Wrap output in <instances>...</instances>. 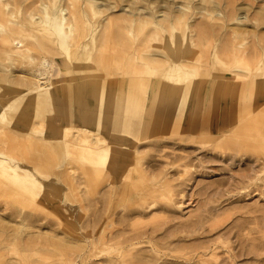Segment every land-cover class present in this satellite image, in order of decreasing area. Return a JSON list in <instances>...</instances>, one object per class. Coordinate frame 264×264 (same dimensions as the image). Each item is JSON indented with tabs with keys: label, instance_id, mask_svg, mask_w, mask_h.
<instances>
[{
	"label": "rangeland",
	"instance_id": "rangeland-1",
	"mask_svg": "<svg viewBox=\"0 0 264 264\" xmlns=\"http://www.w3.org/2000/svg\"><path fill=\"white\" fill-rule=\"evenodd\" d=\"M2 23L34 38L0 39V264H264V0H0ZM150 80L182 117L139 115ZM86 90L146 128L73 125Z\"/></svg>",
	"mask_w": 264,
	"mask_h": 264
},
{
	"label": "crops",
	"instance_id": "crops-1",
	"mask_svg": "<svg viewBox=\"0 0 264 264\" xmlns=\"http://www.w3.org/2000/svg\"><path fill=\"white\" fill-rule=\"evenodd\" d=\"M150 87V91H149V87ZM163 85V84H162ZM162 85H160V87H163ZM146 102L147 100L149 101V98L151 97L152 103L150 104V106L147 108L146 107V112L150 113L149 115L147 113H139L140 116L147 115L150 118L153 116H157V115H165L172 117L171 115H176L177 116H183L184 113H186V107H187V101L186 98H184V96L182 95L179 98H175V97H169L166 93H161L159 94V92L157 93L158 95L155 96V90L158 91L159 86H155L154 82L152 80L149 81V84L146 83ZM168 87H171L170 85H168ZM173 87V86H172ZM130 91V90H129ZM88 90L85 91L86 95L83 98L82 102L83 105H80L78 108L75 109H71L68 108L67 111H65L66 109L64 108V111L62 112L63 115H69L71 116V121L73 120V125H77L79 127H83L85 126L84 123H90L91 125H86V127H90L92 125H94L93 123H96L97 127L100 129L106 128L107 132L109 134H113L116 136H126L125 132L123 130H125L126 126H129V129L131 131V134L136 135L139 132H142L144 128V124L146 122L145 119L134 122L136 120L135 117H133V115L131 113H129V108H128V113L131 114V116L126 114V105L125 104H120L118 105V111L116 114L111 113V115L109 114L110 110L105 111V109H102V103L97 104L96 103V97ZM127 92V91H126ZM172 94H174L172 92ZM122 96L119 94V97ZM128 97H125V103L127 102ZM161 99L163 100V105L161 107V109H159V111L156 114H153L155 112V106H154V101ZM176 100V101H172ZM121 100V99H120ZM91 102H93L91 104ZM175 102L176 105H178V107L176 108V110L171 109L168 107V103H172ZM101 106V107H100ZM111 106V105H110ZM180 106V108H179ZM71 109V110H69ZM68 110L70 111L68 114ZM178 110V111H177ZM195 108L193 110V115L196 114L195 113ZM145 112V111H144ZM149 118V119H150ZM57 121H55L56 123ZM76 123V124H75ZM166 124V122H164ZM214 123V122H213ZM181 124V123H180ZM201 125H203V122L200 123ZM182 126H184V124H181ZM190 125V121L186 124L185 126ZM199 124H195V126L198 127ZM129 131V132H130Z\"/></svg>",
	"mask_w": 264,
	"mask_h": 264
},
{
	"label": "bare ground",
	"instance_id": "bare-ground-1",
	"mask_svg": "<svg viewBox=\"0 0 264 264\" xmlns=\"http://www.w3.org/2000/svg\"><path fill=\"white\" fill-rule=\"evenodd\" d=\"M0 33H2L1 36H0V39H2V41L7 43L9 46H11V44L15 43V42H17V43L18 42L19 43L25 42L26 43V45H25L26 50L30 49V39L34 38V36L32 34L26 32V29L23 28L21 25H16L15 26V25H10L9 23L8 24H3V23L0 24ZM67 35H68L67 37H69V38L71 37L70 33H68ZM36 39H38V38H36ZM39 42H40L39 43V48L44 49L45 46L43 45V43H44L43 40L39 39ZM42 91H45V90H42ZM154 119L158 120L157 117L154 118ZM159 119H161V118L159 117ZM162 122L164 123L163 120H162ZM145 125H144V127H145ZM152 125H154V124H152ZM147 127H149V125H147ZM150 127H152V126H150ZM95 142H96L95 143L96 147H99V148H100V146L102 148V145L103 146L105 145L104 144V140L100 139V138H97ZM110 148H112L111 144L107 143V147L103 148L104 149L103 151L100 149V153H101V155H100L101 159L100 160H103L105 163H106V160L108 158V155H109L108 151L110 150Z\"/></svg>",
	"mask_w": 264,
	"mask_h": 264
}]
</instances>
